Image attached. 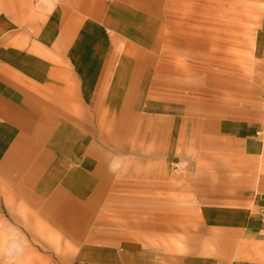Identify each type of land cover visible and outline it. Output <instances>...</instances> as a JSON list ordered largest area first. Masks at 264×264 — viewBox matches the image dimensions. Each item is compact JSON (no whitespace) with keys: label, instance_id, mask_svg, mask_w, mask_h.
Listing matches in <instances>:
<instances>
[{"label":"crops","instance_id":"obj_1","mask_svg":"<svg viewBox=\"0 0 264 264\" xmlns=\"http://www.w3.org/2000/svg\"><path fill=\"white\" fill-rule=\"evenodd\" d=\"M167 1L0 0V264H264V14L225 93Z\"/></svg>","mask_w":264,"mask_h":264},{"label":"rangeland","instance_id":"obj_2","mask_svg":"<svg viewBox=\"0 0 264 264\" xmlns=\"http://www.w3.org/2000/svg\"><path fill=\"white\" fill-rule=\"evenodd\" d=\"M166 4L167 16H174L189 28L186 47L211 51L205 60L201 55L190 56L210 68L206 75L219 70L223 82L235 77L238 90L252 80L255 35L264 14V0H169ZM165 30L170 32L171 26ZM222 88L229 92V82Z\"/></svg>","mask_w":264,"mask_h":264}]
</instances>
